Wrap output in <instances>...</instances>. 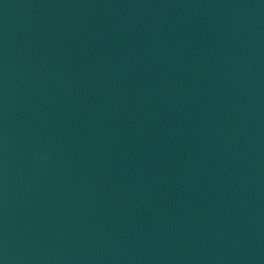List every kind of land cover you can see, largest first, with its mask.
I'll list each match as a JSON object with an SVG mask.
<instances>
[{"label":"water","instance_id":"1","mask_svg":"<svg viewBox=\"0 0 264 264\" xmlns=\"http://www.w3.org/2000/svg\"><path fill=\"white\" fill-rule=\"evenodd\" d=\"M0 264H264V0H0Z\"/></svg>","mask_w":264,"mask_h":264}]
</instances>
